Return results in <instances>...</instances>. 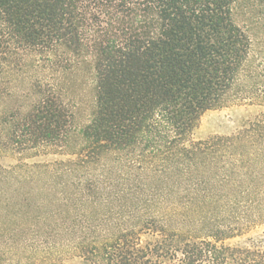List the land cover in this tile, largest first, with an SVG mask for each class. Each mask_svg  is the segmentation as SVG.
Masks as SVG:
<instances>
[{
	"label": "trees",
	"instance_id": "1",
	"mask_svg": "<svg viewBox=\"0 0 264 264\" xmlns=\"http://www.w3.org/2000/svg\"><path fill=\"white\" fill-rule=\"evenodd\" d=\"M243 1L0 0V78L29 58L52 71L0 116V144L74 156L0 166V264H264V235L229 243L264 225V117L193 139L254 88ZM83 66L87 115L65 85Z\"/></svg>",
	"mask_w": 264,
	"mask_h": 264
},
{
	"label": "rangeland",
	"instance_id": "2",
	"mask_svg": "<svg viewBox=\"0 0 264 264\" xmlns=\"http://www.w3.org/2000/svg\"><path fill=\"white\" fill-rule=\"evenodd\" d=\"M236 23L250 35L252 40L251 63L240 78V86L253 85V90L231 91L222 107L207 111L194 132L195 141H205L213 136H231L237 134L246 122L264 117V4L254 1H243L236 7ZM29 58L27 67L13 70L0 78V116L12 111L25 110L33 100V84L37 78H50V69H37ZM90 68L83 66L68 76L66 88L68 97L83 101L89 108L92 93L90 92ZM259 88V89H257ZM81 114L87 115L89 109ZM71 152H63L59 146L41 148L19 153L5 151L0 144V166L4 168L32 167L39 164H54L73 159ZM0 177V180H2ZM11 180V179H10ZM264 235V225L249 230L243 237L229 241L230 244L242 243L248 238ZM64 264H82L79 259H66Z\"/></svg>",
	"mask_w": 264,
	"mask_h": 264
}]
</instances>
